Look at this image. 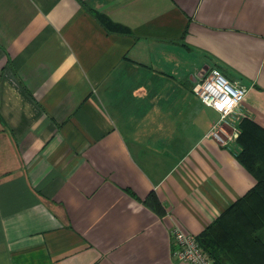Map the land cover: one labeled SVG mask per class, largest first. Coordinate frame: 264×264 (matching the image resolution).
<instances>
[{
    "label": "crops",
    "instance_id": "crops-1",
    "mask_svg": "<svg viewBox=\"0 0 264 264\" xmlns=\"http://www.w3.org/2000/svg\"><path fill=\"white\" fill-rule=\"evenodd\" d=\"M211 69L248 88L230 121L264 127V0H0V264H192L173 230L257 184L208 136ZM238 213L235 261L264 264Z\"/></svg>",
    "mask_w": 264,
    "mask_h": 264
},
{
    "label": "trees",
    "instance_id": "trees-1",
    "mask_svg": "<svg viewBox=\"0 0 264 264\" xmlns=\"http://www.w3.org/2000/svg\"><path fill=\"white\" fill-rule=\"evenodd\" d=\"M241 133L238 142L242 146L239 158L245 166L254 173L257 178L256 186L245 196L240 198L230 208L231 220L224 218L225 213L217 222L209 224L199 235V240L207 252L213 257L215 264H245L235 261L229 235L236 223L240 221L238 210H248V223L254 226L253 231H257L260 225H264V127L255 120L245 118L242 120ZM260 224V225H258ZM230 229H232L230 231ZM226 240H229L227 242Z\"/></svg>",
    "mask_w": 264,
    "mask_h": 264
},
{
    "label": "built area",
    "instance_id": "built-area-1",
    "mask_svg": "<svg viewBox=\"0 0 264 264\" xmlns=\"http://www.w3.org/2000/svg\"><path fill=\"white\" fill-rule=\"evenodd\" d=\"M194 91L206 105L214 107L221 113L220 120L212 126L208 136L223 144L228 139H238L241 130L230 121V117L239 112L247 97V86L234 83L219 70L211 69L198 79ZM227 126L231 130L226 128ZM173 242L174 254L181 260L192 264H215L197 235L176 227L173 230Z\"/></svg>",
    "mask_w": 264,
    "mask_h": 264
},
{
    "label": "rangeland",
    "instance_id": "rangeland-1",
    "mask_svg": "<svg viewBox=\"0 0 264 264\" xmlns=\"http://www.w3.org/2000/svg\"><path fill=\"white\" fill-rule=\"evenodd\" d=\"M200 74V73H199Z\"/></svg>",
    "mask_w": 264,
    "mask_h": 264
}]
</instances>
